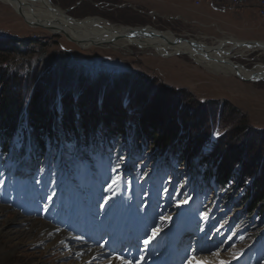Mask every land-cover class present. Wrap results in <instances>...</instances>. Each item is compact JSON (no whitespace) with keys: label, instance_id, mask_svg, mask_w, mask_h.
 Wrapping results in <instances>:
<instances>
[{"label":"rangeland","instance_id":"obj_1","mask_svg":"<svg viewBox=\"0 0 264 264\" xmlns=\"http://www.w3.org/2000/svg\"><path fill=\"white\" fill-rule=\"evenodd\" d=\"M49 1L53 7L66 13L72 20L98 17L117 27L171 32L177 39L197 41L213 48L220 46L225 49L224 42L230 43L231 40L264 42V17L259 12L261 0H248L241 8L231 7L226 2L218 3L216 0H180L179 4L183 3L185 7L176 6L170 3V0ZM190 1L192 3H188ZM109 45L97 44L87 49L82 48L62 34H52L42 28L32 27L12 7L0 2V62L2 61L4 68L8 65V71L17 74L27 89L32 90L38 87L41 80L45 82L47 79L48 85L47 82L43 85L44 93L46 92L43 97L52 90H57L51 99H41L43 103H40L42 107L46 105V110L53 118L56 117L52 121L56 120V134L60 130V123L69 120L70 116L80 128L83 123H90L94 117H100L97 121L100 125L95 128L96 134L105 132L103 124H108L111 129L136 134L143 126V117L154 107L153 100L162 98L167 102L166 114H175L177 124L183 125L180 135L184 134L185 137L180 138L179 135L169 146V151L174 148L178 150L181 165L178 168L176 159L165 164L159 158L152 157L153 154L149 155L151 152L148 145L152 146V140L143 135L140 142L147 145L148 155L145 154L144 162L138 160L145 166L143 169L140 166V173L143 171L150 177L161 180L165 177V184L169 179V185L186 189L188 197L197 196L198 192L197 202L190 205L187 203L183 213L188 216L191 211L193 214H199L215 223L221 231L228 229L233 237L234 233L240 230L247 232L243 234L241 243L236 246L241 250H250L253 249L250 246L255 245L264 264V218L257 215L243 216L244 206L239 205L242 192L251 188L256 179L247 176L246 165L254 166L256 177L261 176L264 170V143L255 140V132L264 133V80L248 81L238 76L216 73L198 65L188 56H156L138 47L122 50ZM229 52L230 61L237 66L252 70L258 65H264L262 52H249L245 57L232 54L233 50ZM28 78L29 81L26 80ZM59 88L62 89L60 94ZM71 94L76 96L74 98L72 95V100H69ZM48 102L51 106L47 105ZM227 120L232 123L223 127L228 134L221 141L224 145L222 149L220 142L213 143L212 139L217 138V133L224 132L221 125ZM212 125L214 129L217 125L219 128L213 131V135H208V128ZM236 127L239 136L233 137ZM62 131L64 132L63 129L61 133ZM188 132L191 135L195 133L202 142V146L194 147L192 152L186 149V142H191ZM229 143L235 146L230 148ZM12 147L16 151L20 149L19 139ZM92 149L93 155L101 159L102 168H105L108 153L96 145H93ZM76 150L80 163L86 166L88 147L79 145ZM230 151L239 155V161L232 173L235 190L228 189L218 194L213 191L206 175L217 170L218 159L214 161V154L219 152L218 157H225ZM130 152L127 151L125 155L129 156L118 163L119 171L125 173V184L129 183L133 176H138V165L133 160L141 159L143 155L142 152L132 151V160ZM67 153L69 154L68 151ZM20 159L21 156L14 161L10 155L4 158L0 149V176H11V184L15 190L18 183L23 184L24 181L30 180L37 183L36 186L47 181L57 184L62 181L63 173L68 171L70 166L74 167L64 154L57 160L60 164L67 159L63 161L62 169L60 166L55 167L59 172L55 171L54 175L48 176L46 171L36 169V162H30L27 157ZM148 159H153V162L148 164ZM165 169L170 172L166 173ZM209 170L211 172H208ZM75 173L76 171L73 174ZM26 174H29L27 178H21ZM246 176L249 179H246ZM244 181L246 182L242 187ZM236 187L239 189L236 190ZM8 211L0 221L4 231L10 227L5 223L10 213L14 212L9 209ZM35 220L48 223L38 218ZM249 225L253 227L245 229ZM255 226L256 229L249 233ZM0 239L1 245L12 251L0 264L86 263L83 261L84 256L81 261H77L72 253L62 252L65 247L48 249L47 242L32 245L28 244L29 242H20L16 247L8 242L7 237L1 236ZM5 253L9 254L8 251ZM229 259L231 257L227 258Z\"/></svg>","mask_w":264,"mask_h":264},{"label":"bare ground","instance_id":"obj_2","mask_svg":"<svg viewBox=\"0 0 264 264\" xmlns=\"http://www.w3.org/2000/svg\"><path fill=\"white\" fill-rule=\"evenodd\" d=\"M0 2L12 7L32 27L42 28L52 34H62L82 48L87 49L97 44L101 46L110 44L114 48L122 50L138 47L142 51L152 52L156 56H188L198 65L216 73L238 77L240 75L249 80L250 78L264 80V65H258L252 70L237 66L230 61L231 53L229 52L233 50L232 54H239L242 57H245L249 52L253 53V51L264 54V42H257L258 45L246 43V41L231 40L230 43L224 42L225 49L220 46L213 48L197 41L177 39L171 32L160 33L140 28L117 27L98 17L72 20L66 13L53 7L49 0H0ZM7 212H9L7 208L0 207V221L5 217L4 213ZM5 224L10 227L5 232L4 228L0 226V237H7L8 242L16 247L21 244L20 242H29L28 244L31 245L47 242L48 249L52 250L60 249L59 247L66 249L70 245L64 244V240L68 241L66 232L54 234L53 229L55 228L49 223H42L34 218L25 219L18 212L10 213ZM5 251H8L9 254L5 255ZM77 251L83 252L84 262L101 264L97 247L93 248L90 253L83 249H75L73 253ZM11 254V249L7 250L0 243V261H5L6 256ZM206 258L215 260L216 257L207 255ZM110 263L119 264V260L113 258Z\"/></svg>","mask_w":264,"mask_h":264},{"label":"trees","instance_id":"obj_3","mask_svg":"<svg viewBox=\"0 0 264 264\" xmlns=\"http://www.w3.org/2000/svg\"><path fill=\"white\" fill-rule=\"evenodd\" d=\"M19 77L15 73H10L8 71V65L4 68L2 66V61L0 62V147L2 148V151L4 153H8L9 147L11 142L13 141L14 137L20 131L24 124L27 123L31 131H29V134L31 136H34V142L37 144L38 149H40L42 152L46 149V138H49L50 140L54 141L56 140L57 135L55 133V124L52 122L56 117L53 118L51 114L46 110L45 107H42L40 105L41 99L49 100L53 97L54 92L57 93V90L54 91L50 90L51 92L47 94L46 97H43L44 89L43 85L46 84L48 80L46 79L45 82L43 80L40 81V83L37 85L38 87H34L32 90L27 89L25 84H22L21 80L18 79ZM29 81V78L26 79ZM23 79V81H26ZM32 80V77H31ZM48 85V82L47 84ZM46 89V88H45ZM49 89V86H48ZM62 91L61 88L58 89V94H60ZM75 98V94L69 95V100H72L73 96ZM83 96V95H82ZM81 96V97H82ZM51 97V98H50ZM81 97L79 98V102H81ZM128 96H126L127 98ZM77 101V98H76ZM50 102V101H49ZM47 103L48 106H51V104ZM71 102V101H69ZM78 103V101H77ZM153 108H150V112L148 111L147 114L143 117V126L140 128V130L135 134V137L133 138L134 145L136 148L142 147L147 150V145L143 144V142H140L143 140L142 136L144 135L146 138L152 140V146L148 147L150 148L151 156L152 157H158L164 156V154L169 152V146L172 142H174V139H178V136L181 134V130L183 128L182 123L177 124L175 119V114H166L165 109L168 108L167 102L163 100L162 98L153 100L152 102ZM67 107V104H66ZM56 109L54 110L55 113ZM98 118L100 117H94L93 120H96L93 122V120H90V123H83L82 130L85 136H90L95 132V128L98 125ZM69 120H65L62 125L68 130V134H71L72 132L78 135V128L75 124V121L72 116L68 118ZM110 121V120H109ZM225 124L221 125L220 122H217L221 125L222 129L224 126H229V122L224 121ZM100 124V122H99ZM107 124V123H106ZM105 125V124H104ZM181 125V126H179ZM107 128V135L109 136H115L119 137L122 141L125 142L127 145V140L125 139V136L127 133L125 131L116 130V128H109L108 124L105 125ZM219 128V126L217 125ZM216 127V128H217ZM163 131H160L161 129ZM215 128V129H216ZM225 128V127H224ZM236 127L234 129V136H239V130ZM191 129V127H189ZM214 125H212L210 128H208V135L214 134ZM159 130V131H157ZM224 130V129H223ZM27 132V130H26ZM25 132V133H26ZM213 133V134H212ZM205 133V136L207 135ZM228 133H226V130L221 134L219 140L216 142L217 144L225 138V136ZM255 140H261L262 144L264 143V133H256L255 132ZM180 138H184L185 135H180ZM211 137V136H210ZM25 138V137H24ZM188 139L191 140L186 142L188 144V152H192L194 150V147L200 148L202 145L201 138L198 137L195 133L190 134L188 132ZM211 140H209L210 142ZM233 142V138L231 139V143ZM229 143L228 147H233L235 145H231ZM149 144V142H148ZM234 144V143H233ZM216 145V144H215ZM222 149H224V145ZM227 147V148H228ZM217 148V147H215ZM229 149V148H228ZM178 150L176 148L171 151L169 155L174 156ZM153 152V153H152ZM232 152V153H231ZM235 151H230L225 157L222 155L218 157V154H214V161L218 159V162H216L217 166V174H216V182L217 186L221 188H226L230 186L233 182L232 173H234L233 168L235 165H237V161H239V155L234 153ZM21 153H25V150H21ZM171 159V156H168L164 158V161H169ZM214 162V164H215ZM220 162V166H219ZM246 174L247 176L250 175V179L256 178L254 182L252 183V187L247 189L246 196L243 198V202L247 204L248 206V213L249 215H253L255 211H258L259 214H264V170L261 176L258 175L256 177L254 175V166L252 164L246 165ZM246 176V179H249ZM246 181L242 183V187L245 184ZM234 187V186H232ZM239 188L236 187V190Z\"/></svg>","mask_w":264,"mask_h":264},{"label":"snow or ice","instance_id":"obj_4","mask_svg":"<svg viewBox=\"0 0 264 264\" xmlns=\"http://www.w3.org/2000/svg\"><path fill=\"white\" fill-rule=\"evenodd\" d=\"M217 135H219V133H217ZM120 185H121V177L119 175H117L112 179L111 183L108 185V188L114 191L115 188L119 187ZM49 199H51V197H49ZM205 218H207V214H206ZM170 220H171V217H166V216L160 217L161 223H164V222L170 221ZM159 232H160L159 228L152 229L151 235L148 236L146 239H144V241H143L144 245H150V243L157 237ZM192 251H195V250H192ZM217 255H218V253H217ZM120 259H121V264H131V261H126L123 259V257H120ZM142 259H143V257L137 258V264H140V261ZM220 264H229V262L221 261Z\"/></svg>","mask_w":264,"mask_h":264},{"label":"built area","instance_id":"obj_5","mask_svg":"<svg viewBox=\"0 0 264 264\" xmlns=\"http://www.w3.org/2000/svg\"><path fill=\"white\" fill-rule=\"evenodd\" d=\"M218 3H228L229 6L231 7H237V8H241L244 7L247 3L248 0H216ZM259 9H260V14L264 17V0H261L260 5H259Z\"/></svg>","mask_w":264,"mask_h":264},{"label":"crops","instance_id":"obj_6","mask_svg":"<svg viewBox=\"0 0 264 264\" xmlns=\"http://www.w3.org/2000/svg\"><path fill=\"white\" fill-rule=\"evenodd\" d=\"M192 1H195V0H192ZM169 2H170V3H173V4L176 5V6H180V7H185V6H186V5L183 4V3H180V4H179L180 0H175V1H173V0L171 1V0H170ZM188 3H192V2L190 1V2H188ZM188 3H187V4H188ZM181 4H182V5H181Z\"/></svg>","mask_w":264,"mask_h":264},{"label":"water","instance_id":"obj_7","mask_svg":"<svg viewBox=\"0 0 264 264\" xmlns=\"http://www.w3.org/2000/svg\"><path fill=\"white\" fill-rule=\"evenodd\" d=\"M26 23H29V22H26ZM150 27V26H149ZM149 27H146V28H149ZM254 43V44H258L259 45V43H257V42H253V41H246V43ZM227 43H229V42H227ZM245 44V43H244ZM243 46H246V45H243ZM239 77L241 78V79H243L244 80V78H242V76H240L239 75ZM246 80H248V81H253L254 79H251L250 78V80L249 79H246Z\"/></svg>","mask_w":264,"mask_h":264}]
</instances>
